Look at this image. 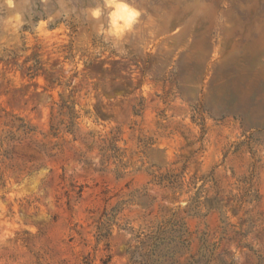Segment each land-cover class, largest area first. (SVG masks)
<instances>
[{
	"label": "rangeland",
	"instance_id": "1",
	"mask_svg": "<svg viewBox=\"0 0 264 264\" xmlns=\"http://www.w3.org/2000/svg\"><path fill=\"white\" fill-rule=\"evenodd\" d=\"M0 264H264V0H0Z\"/></svg>",
	"mask_w": 264,
	"mask_h": 264
}]
</instances>
